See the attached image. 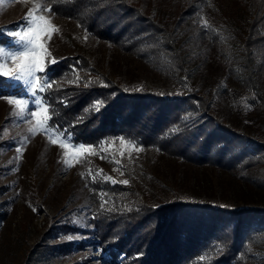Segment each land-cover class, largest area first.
I'll return each instance as SVG.
<instances>
[{
    "label": "rangeland",
    "instance_id": "1",
    "mask_svg": "<svg viewBox=\"0 0 264 264\" xmlns=\"http://www.w3.org/2000/svg\"><path fill=\"white\" fill-rule=\"evenodd\" d=\"M148 4L153 16L167 28L176 16L170 0H149ZM37 6L49 8L44 0H0V27L21 21L15 29H2L12 46L0 45L5 48L0 53V65L14 68L16 62L7 53L19 50L13 42L18 38L7 33L24 28L25 16L31 9L34 16L43 15L50 22H40L45 64L83 54L97 70L129 87L163 96L196 90L224 125L256 140L251 93L232 76L226 64L245 36L243 25L248 12L242 0H207L199 8L197 19H184L177 37L178 51L185 61L182 74L173 73L169 64L89 36L75 21L39 11ZM203 29L208 35L218 34L222 40L207 38L200 32ZM20 35L30 34L25 29ZM29 47L34 52L41 51L35 44ZM255 76L264 90V70L256 71ZM5 78L22 87L20 95L7 97L33 100L26 96L22 83ZM27 108L38 114L32 116L24 105H9L0 98V264H121L109 260L88 233L91 202L87 173L133 189L127 205L143 202L157 207L179 195L196 203L264 207V189L242 180L240 165L231 169L196 166L122 139L99 146L76 145L48 127L42 100L38 107L29 104ZM21 113L27 119H20ZM85 148L89 151L85 152ZM124 180L128 184L121 183ZM248 251L252 257L248 264H264V233Z\"/></svg>",
    "mask_w": 264,
    "mask_h": 264
},
{
    "label": "trees",
    "instance_id": "2",
    "mask_svg": "<svg viewBox=\"0 0 264 264\" xmlns=\"http://www.w3.org/2000/svg\"><path fill=\"white\" fill-rule=\"evenodd\" d=\"M44 1L54 16L75 21L89 36L169 64L175 74L185 70L177 45L179 29L184 19H197L199 8L207 3L170 0L176 16L166 28L153 16L149 0ZM242 5L248 12L245 36L226 64L251 93L256 140L224 125L196 90L163 96L129 87L97 70L83 54L59 58L47 71L52 83L40 96L47 95L42 101L48 127L66 133L76 145L99 146L122 139L196 166L240 165V178L264 189V90L255 76L264 70V0H242ZM20 23L0 27V45L12 46L2 29H15ZM200 32L213 41L222 40L214 32ZM224 44L230 53V46ZM21 92V86L0 76V97ZM86 181L91 202L88 233L109 260L121 264H248L249 246L264 233V207H220L179 195L157 207L143 202L127 205L126 199L134 194L130 187L89 173ZM92 189H102L106 195Z\"/></svg>",
    "mask_w": 264,
    "mask_h": 264
},
{
    "label": "snow or ice",
    "instance_id": "3",
    "mask_svg": "<svg viewBox=\"0 0 264 264\" xmlns=\"http://www.w3.org/2000/svg\"><path fill=\"white\" fill-rule=\"evenodd\" d=\"M37 10L51 12L52 8L43 9L40 8V6H37ZM40 22H43L44 24L50 23L48 20H46V18L43 15L34 16L33 11L30 9L25 16L24 28H20L19 30H13L7 33V35H9L10 37L18 38L15 39L13 42L19 46V50L9 51L7 53L8 57H10L13 61L16 62L14 68H6L3 65H0V76L8 77L11 78L13 81L22 83L26 87V96L33 97V100L29 101L28 99H24V98L17 99L14 97H0V98L7 100L9 105H13V104L24 105L25 108L31 112L32 116H36L38 113L35 111H31V109L27 108V106L29 104H33L34 106L38 107L42 99L46 100L47 95L41 97L40 93H45L46 86L50 88L52 83L51 78L47 76V71L51 67V64L59 63V61L56 59H53L50 64H45L43 61V53L45 51V47L44 44L40 43V35H41ZM204 26L206 27V22ZM25 29H27L28 33L30 34L28 37L20 35L21 32L25 31ZM85 31H87V29H85ZM48 35L49 38H51V31L48 32ZM33 44H35V47L39 48L41 51L34 52L33 49L29 47L30 45ZM4 51H5L4 46H0V53H3ZM73 67L75 68V66ZM34 80L37 81V83H33ZM36 89H38V91ZM63 103H65V106H67L66 102ZM97 111H99V108H97ZM19 118L27 119V117H25L23 113H21ZM248 122L249 121H246V123ZM50 126L51 125L49 124V127ZM65 138L68 140L71 139V137L68 136L66 133H65ZM139 150L140 149L138 148L137 151ZM16 151L17 153H19L20 147H17ZM84 151L87 152L89 151V149L85 148ZM109 179L110 178L105 177V182H108ZM111 182L113 184L116 183V181L114 180ZM121 183L126 185L128 184V180L121 181ZM92 191L94 194L100 195L101 197L106 195V193H104L102 189L101 190L92 189ZM220 207H223V205H220ZM101 208L103 210V204L101 205ZM68 239H71V237H69Z\"/></svg>",
    "mask_w": 264,
    "mask_h": 264
}]
</instances>
